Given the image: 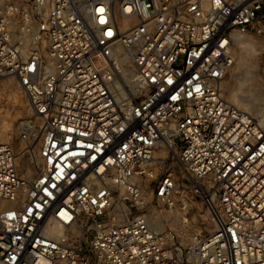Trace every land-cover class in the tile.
<instances>
[{"label":"built area","instance_id":"2783aa9c","mask_svg":"<svg viewBox=\"0 0 264 264\" xmlns=\"http://www.w3.org/2000/svg\"><path fill=\"white\" fill-rule=\"evenodd\" d=\"M238 36L264 38V0H0L31 112L21 151L0 118V264H264V121L222 89Z\"/></svg>","mask_w":264,"mask_h":264},{"label":"rangeland","instance_id":"374dc122","mask_svg":"<svg viewBox=\"0 0 264 264\" xmlns=\"http://www.w3.org/2000/svg\"><path fill=\"white\" fill-rule=\"evenodd\" d=\"M244 37L246 39L244 42L236 43L237 64L222 86L223 94L230 104L264 121V38L242 36L243 40ZM240 74H242L243 81L237 78ZM241 81L243 84H240ZM252 95L254 96L251 97V106L245 107L243 97ZM30 117L31 112L26 94L13 78H1L2 138L4 140L12 138L11 141L15 143L19 151L23 149V145L19 142L18 136L22 124ZM13 128L15 130H11ZM19 164L30 172L31 162L26 157L20 158Z\"/></svg>","mask_w":264,"mask_h":264},{"label":"bare ground","instance_id":"6f19581e","mask_svg":"<svg viewBox=\"0 0 264 264\" xmlns=\"http://www.w3.org/2000/svg\"><path fill=\"white\" fill-rule=\"evenodd\" d=\"M133 23H125L124 25H123V29L124 30H127V29H129L130 27H131V25H132ZM246 39H245V37H244V40L242 39V37H240V36H238V38L236 39V43H238V42H244ZM237 78H239V80H244V79H242L243 77H242V74H240V75H238L237 76ZM242 81L240 82V84H243L242 83ZM239 82V81H238ZM249 93V92H248ZM254 95H252V96H250V97H248V96H244L243 97V104H244V106L245 107H249V106H251V97H253ZM248 99H247V98ZM11 130H15L14 128L13 129H11ZM10 131V130H9Z\"/></svg>","mask_w":264,"mask_h":264}]
</instances>
